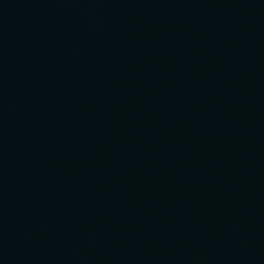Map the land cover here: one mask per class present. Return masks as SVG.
Masks as SVG:
<instances>
[{
  "label": "water",
  "instance_id": "obj_1",
  "mask_svg": "<svg viewBox=\"0 0 264 264\" xmlns=\"http://www.w3.org/2000/svg\"><path fill=\"white\" fill-rule=\"evenodd\" d=\"M0 264H264V0H0Z\"/></svg>",
  "mask_w": 264,
  "mask_h": 264
}]
</instances>
